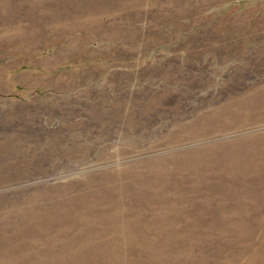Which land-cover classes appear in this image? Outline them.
Masks as SVG:
<instances>
[{
  "label": "rangeland",
  "instance_id": "374dc122",
  "mask_svg": "<svg viewBox=\"0 0 264 264\" xmlns=\"http://www.w3.org/2000/svg\"><path fill=\"white\" fill-rule=\"evenodd\" d=\"M0 264H264V0H0Z\"/></svg>",
  "mask_w": 264,
  "mask_h": 264
}]
</instances>
